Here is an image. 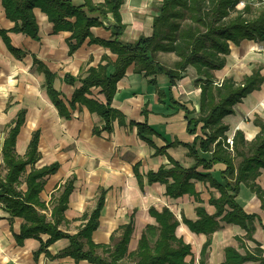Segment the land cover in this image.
<instances>
[{
  "label": "trees",
  "instance_id": "obj_1",
  "mask_svg": "<svg viewBox=\"0 0 264 264\" xmlns=\"http://www.w3.org/2000/svg\"><path fill=\"white\" fill-rule=\"evenodd\" d=\"M7 17L15 22L11 29H0L9 50L18 57L23 56L10 40L8 32H22L33 39H39V25L34 12L39 8L53 24L55 32L67 31L69 53L72 54L87 38L92 43L108 47L115 58L104 54L96 66H90L86 76L65 74L63 79L69 84L80 83L70 99L65 98L61 90L55 87L56 73L51 71L41 60L34 57L37 71L44 74V86L57 107L60 116L70 118L78 107L96 112L104 119L103 129L111 131L113 121L125 123L124 114L112 106L118 81L125 75L129 66L134 64V71L144 75H166L171 83L180 78L189 67L196 70V83L201 87L200 110L196 118H189L194 112L188 102L172 101L182 109L187 120V131L195 134L194 140L186 143L188 154L195 159L194 164L184 167L170 157V166L162 165L157 170L142 172L141 163L133 165L134 173L140 187L144 186V177L149 184L160 182L166 185L165 194L179 197L190 194L202 202L200 192L196 190L195 181H208L220 191L219 197L211 196L209 202L216 207V212L209 214L205 207L198 205L196 220L183 217V222L197 233L208 235L201 249L199 264H207L208 251L212 243L211 235L222 226V223H235L246 230V239L254 242L253 231L256 214L244 211L235 200L240 183L244 182L262 201L264 208V190L257 182L260 168L264 167V119H256L260 132L252 141H247L242 131H236L232 143L228 140L229 129L223 118L234 112V105L248 93L259 88L264 81L257 69L242 81L225 78L218 81L214 71L226 64V56L230 52L231 43L238 44L244 39L264 41V8H256L247 4L237 9L239 0H162L152 18V34L139 36L134 41H124L121 36L126 29L120 8L124 0H83L75 4L73 0H0ZM102 25L111 31L110 39H101L93 35L92 27ZM173 53L176 56L173 65L168 66L158 58V53ZM112 68V69H111ZM150 82L156 83L154 79ZM92 87H100L103 99L92 92ZM25 121V110H21L15 125L8 131L2 144L5 173H0V206L6 210L11 230L18 244L26 238H36L40 242L35 257L60 238H68L70 244L66 253L75 263L87 260L94 264H191L186 257L192 254V246L182 237L177 236L176 229L180 224L175 213L168 207L149 208L157 225L148 224L138 241L135 250H129V243L134 231L135 214L130 220L116 229L109 243H96L93 232L99 226L101 211L105 205L107 189L101 187L96 206L83 214L84 220L76 233H68L60 228L64 221V212L68 207L69 195L74 188V180L66 181L64 189L52 206L50 218L47 216L46 204L40 198L44 179L54 174L59 163L54 162L36 167L40 158V132L36 130L29 141L24 156L16 152V140L20 127ZM136 124L138 135L156 146L146 134L153 132L146 122ZM95 133H100L94 128ZM202 151H211L210 160L201 158L196 145ZM162 148H158L160 150ZM224 163L221 176L225 185L218 183L210 173H202L198 169H210L215 163ZM26 188H21L22 182ZM14 217L23 219L20 231L13 228ZM117 232L120 234L117 236ZM155 238L151 239L150 233ZM48 234L43 240L40 234ZM242 253L233 246L224 250V264H244L248 261L264 264V253L260 244L247 247L242 237L237 236Z\"/></svg>",
  "mask_w": 264,
  "mask_h": 264
},
{
  "label": "crops",
  "instance_id": "obj_2",
  "mask_svg": "<svg viewBox=\"0 0 264 264\" xmlns=\"http://www.w3.org/2000/svg\"><path fill=\"white\" fill-rule=\"evenodd\" d=\"M102 2L103 0H93ZM162 0H124L120 8L126 29L121 38L124 41H134L139 36L152 34V18ZM82 4L83 0H73ZM39 25V39L22 32H8L12 45L23 56L18 57L7 47L0 35V160L1 174L5 173L2 144L8 131L15 125L18 113L25 110V121L20 127L16 140V152L24 156L34 131L39 130L40 158L36 167L59 163L58 170L44 179L40 198L46 204L47 216L50 218L52 206L64 189L66 181L73 179L74 188L69 195L68 207L64 212V221L60 228L68 233H76L84 220L82 216L95 206L101 187L107 189L105 205L101 211L99 226L93 232L96 243H109L112 233L120 225L130 220L135 214L134 231L129 243V250L138 246V241L148 224L157 225L149 208L168 207L180 221L176 234L192 246V254L186 257L191 264H199L201 249L208 235L192 231L183 222V217L192 220L198 218L196 207L202 205L209 214L216 212V207L209 202L211 196L219 197L220 191L211 186L208 181L192 179L196 190L200 192L202 202L193 195L184 194L170 197L165 194L166 185L155 182L149 184L144 177L141 188L134 173L133 165L141 163L142 172L157 170L160 166H170V157L184 167L194 164L195 159L188 154V146L194 140L195 134L187 131V120L182 109L172 101L188 102L194 112L189 118H196L200 110L201 87L196 83L198 77L195 68L189 67L176 78L174 83L164 74L144 75L134 71V64L128 67L125 75L118 81L112 106L124 114L125 123L113 121L111 131L103 129L104 119L96 112L78 107L73 110L70 118L60 116L57 107L50 99L44 86V74L37 71L34 57L43 61L55 72V87L62 91L65 98L70 99L73 91L80 83L69 84L64 81L65 74L86 76L90 66H96L104 54H109L108 47L90 42L89 38L72 54L69 53L67 31L55 32L53 24L47 15L39 8L34 9ZM15 22L9 19L0 1V29H11ZM94 36L110 39L111 31L99 25L92 27ZM112 69V68H111ZM259 69L264 77V41L244 39L240 43H231L230 52L226 56L223 68L215 70L218 81L233 78L242 81L246 76ZM154 79L156 83L150 82ZM95 96L103 99L100 87H92ZM256 119H264V81L261 86L248 93L240 102L234 105V112L226 115L223 120L228 124V140L236 131L243 132L247 141H252L260 132ZM146 121L153 129L145 136L156 145L150 144L138 135L136 124L131 122ZM98 128L100 133H95ZM158 148H162L157 150ZM198 154L205 160L212 157L211 151H202L196 145ZM224 163H215L212 168L198 169L202 173H210L220 184L225 185L221 172ZM257 182L264 190V167L260 168ZM21 188H26L23 181ZM235 200L245 212L256 214L253 238L256 242L246 239V230L235 223H222L212 235V243L208 251L207 264H224V250L233 246L244 253L237 236L244 239L247 247L253 248L260 244L264 253V208L258 195L244 182L240 183ZM10 214L0 206V264H74V259L66 253L70 244L68 238H60L49 245L37 257L35 252L40 246L36 238H26L23 244H18L8 217ZM23 219L14 217L13 228L20 231ZM46 240L48 234H40ZM248 261L244 264H257ZM79 264H94L87 260Z\"/></svg>",
  "mask_w": 264,
  "mask_h": 264
},
{
  "label": "rangeland",
  "instance_id": "obj_3",
  "mask_svg": "<svg viewBox=\"0 0 264 264\" xmlns=\"http://www.w3.org/2000/svg\"><path fill=\"white\" fill-rule=\"evenodd\" d=\"M157 10V9H156ZM158 58L163 61L165 64H167L168 66H171L173 65V62L175 61L176 59V56L173 54V53H163V52H160L158 53ZM2 136V133H0V137ZM0 171H2V163H1V160H0ZM120 234V232H117V236ZM155 233L152 232L150 233V236H151V239H154L155 238Z\"/></svg>",
  "mask_w": 264,
  "mask_h": 264
},
{
  "label": "built area",
  "instance_id": "obj_4",
  "mask_svg": "<svg viewBox=\"0 0 264 264\" xmlns=\"http://www.w3.org/2000/svg\"><path fill=\"white\" fill-rule=\"evenodd\" d=\"M247 4H251L256 8H264V0H239L236 4V7L237 9H243Z\"/></svg>",
  "mask_w": 264,
  "mask_h": 264
}]
</instances>
